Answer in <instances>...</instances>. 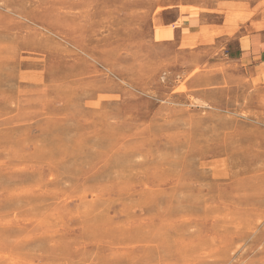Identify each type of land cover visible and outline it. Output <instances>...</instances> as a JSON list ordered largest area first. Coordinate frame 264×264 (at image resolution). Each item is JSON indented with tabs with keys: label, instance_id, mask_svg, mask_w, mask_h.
I'll return each mask as SVG.
<instances>
[{
	"label": "rangeland",
	"instance_id": "1",
	"mask_svg": "<svg viewBox=\"0 0 264 264\" xmlns=\"http://www.w3.org/2000/svg\"><path fill=\"white\" fill-rule=\"evenodd\" d=\"M163 1L0 0V264H264V0Z\"/></svg>",
	"mask_w": 264,
	"mask_h": 264
},
{
	"label": "crops",
	"instance_id": "2",
	"mask_svg": "<svg viewBox=\"0 0 264 264\" xmlns=\"http://www.w3.org/2000/svg\"><path fill=\"white\" fill-rule=\"evenodd\" d=\"M166 0L163 1L165 7H179L178 4H169ZM188 7V6H187ZM179 11V10H178ZM180 12V11H179ZM178 16L171 17L169 13L163 14L165 20L169 22L166 26V31L160 32L165 37H175L176 34L186 33L192 34L196 32L195 29L199 28V21L197 16L193 15L191 9L188 7L184 12H180ZM168 14V15H167ZM235 55L231 56L233 59L245 63L247 68L257 76L264 75V38L261 39H240L237 42V47L231 49Z\"/></svg>",
	"mask_w": 264,
	"mask_h": 264
},
{
	"label": "bare ground",
	"instance_id": "3",
	"mask_svg": "<svg viewBox=\"0 0 264 264\" xmlns=\"http://www.w3.org/2000/svg\"><path fill=\"white\" fill-rule=\"evenodd\" d=\"M41 35V34H40ZM26 36V35H25ZM41 38V37H40ZM25 39V38H24ZM27 49V48H26ZM13 74V73H12ZM18 182V181H17ZM57 216V215H56ZM73 218V217H72ZM38 219V218H37ZM51 220V219H50ZM53 234V233H52ZM91 243V242H90Z\"/></svg>",
	"mask_w": 264,
	"mask_h": 264
}]
</instances>
